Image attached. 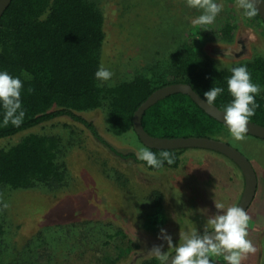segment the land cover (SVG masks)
Instances as JSON below:
<instances>
[{
    "label": "rangeland",
    "instance_id": "obj_1",
    "mask_svg": "<svg viewBox=\"0 0 264 264\" xmlns=\"http://www.w3.org/2000/svg\"><path fill=\"white\" fill-rule=\"evenodd\" d=\"M89 1L104 20L100 62L112 77L99 80L103 89L137 76L156 87L169 84L177 79L176 58L188 45L222 69L264 58V21L246 17L236 0H214L222 10L213 24L203 26L192 23L203 10L189 7L187 0ZM107 110L104 101L76 113L97 135L65 115L0 139L3 149L28 134L55 136L62 172L50 186L0 187V264H161L149 250L162 245L168 256L175 252L159 238L161 229L178 246L183 235L203 234L207 219L219 212L215 203L225 210L238 205L246 170L233 159L190 148L181 153L178 167L150 168L137 159L147 147L134 129L110 131ZM219 139L255 170L257 191L246 212L248 239L257 252L242 264H264V139L245 134L236 141L228 129ZM210 259L226 264L223 256Z\"/></svg>",
    "mask_w": 264,
    "mask_h": 264
},
{
    "label": "trees",
    "instance_id": "obj_2",
    "mask_svg": "<svg viewBox=\"0 0 264 264\" xmlns=\"http://www.w3.org/2000/svg\"><path fill=\"white\" fill-rule=\"evenodd\" d=\"M254 18L261 19L259 15ZM103 26L102 12L89 0H12L0 17V72L21 80V107L16 116L20 112L24 115L19 124L12 122L15 117L6 122V109L0 103V139L65 115L97 135L92 124L76 113L98 108L104 101L110 131L120 134L133 128L135 111L161 86L137 76L107 89L100 87L95 73L101 67ZM239 66H246L252 82L260 86L255 95L259 107L249 122L264 126V58L241 61L232 68ZM174 67L177 79L169 84H188L203 99L205 92L220 87L224 91L214 105L221 110L234 99L227 88L232 68H219L194 46L184 47ZM141 121L147 134L161 138L219 139L223 129H228L184 93L158 101L144 112ZM57 146L55 136L28 134L11 147L0 149V187L25 189L60 181ZM147 149L158 159H163L162 152H169L173 163L163 160V166L171 168L179 166L181 153L188 150ZM120 155L135 159L133 154Z\"/></svg>",
    "mask_w": 264,
    "mask_h": 264
},
{
    "label": "clouds",
    "instance_id": "obj_3",
    "mask_svg": "<svg viewBox=\"0 0 264 264\" xmlns=\"http://www.w3.org/2000/svg\"><path fill=\"white\" fill-rule=\"evenodd\" d=\"M237 7L244 11L246 17L253 18L259 13V5L262 0H236ZM187 5L192 8L203 10L202 14L192 21L193 25H211L216 16L222 10V6L214 0H187ZM228 54V53H226ZM232 74L227 80V88L234 98L223 111V120L236 141H242L248 131L249 118L255 114V109L259 107L256 103L255 95L260 92V86L251 80V74L246 66L234 67ZM95 77L101 81H108L112 73L101 66L95 73ZM23 87L19 78H13L6 71L0 72V103L6 109V122L12 119L14 124H19L24 113L20 112V93ZM224 90L220 87H213L204 93V99L208 106L214 105L216 98ZM137 159L145 161L148 166L160 168L163 160L168 164L173 163L169 152L161 153L163 159H158L152 151L141 148L137 153ZM7 207V205H4ZM219 210L218 214L207 219V227L203 234L193 232L191 235H183V243L178 246L173 245L172 237L161 229L159 238L167 242L168 248H175V255L172 256L171 264H212L210 257L223 256L226 264H242L250 254H255L257 248L248 239V227L251 217L241 207L230 206L225 210L222 203H215ZM211 229V231L208 230ZM149 255L155 256L161 264H167L169 256L162 251L161 246H154L148 251Z\"/></svg>",
    "mask_w": 264,
    "mask_h": 264
},
{
    "label": "water",
    "instance_id": "obj_4",
    "mask_svg": "<svg viewBox=\"0 0 264 264\" xmlns=\"http://www.w3.org/2000/svg\"><path fill=\"white\" fill-rule=\"evenodd\" d=\"M12 0H0V17L3 15L5 10L8 8ZM259 7L258 15L264 21V0H262ZM184 93L189 95L194 102L202 108L209 116L213 117L217 121L225 124L222 116L223 111L217 106L212 105L208 106L205 99H203L199 94H197L190 85L185 83H173L162 86L152 92L149 97L141 103L137 108L133 116V129L137 134L141 143L150 149L157 150H172V149H190V148H201V149H210L216 152H220L227 157L233 159L238 163L243 169L246 170V183L245 189L242 194L241 200L238 203V207L243 208L245 211L248 210L252 204L254 197L257 191V176L251 162L236 148L224 142L223 140L205 137V136H189V137H154L147 134L142 126V115L144 112L156 104L158 101L176 94ZM248 131L245 134L264 139V126L259 125L253 122H249L247 125ZM175 255V252L169 256V261L167 264H171L172 256Z\"/></svg>",
    "mask_w": 264,
    "mask_h": 264
}]
</instances>
